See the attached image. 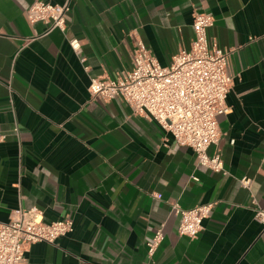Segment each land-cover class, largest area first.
<instances>
[{"label":"crops","instance_id":"1","mask_svg":"<svg viewBox=\"0 0 264 264\" xmlns=\"http://www.w3.org/2000/svg\"><path fill=\"white\" fill-rule=\"evenodd\" d=\"M33 1L0 0V222L36 206L73 230L28 245L20 264H264V0H69L65 32L30 22ZM195 12L213 16L209 41L229 52V109L208 148L224 172L120 98L88 91L90 77L130 69L139 40L169 65L192 42ZM204 203L202 231L179 235L173 205Z\"/></svg>","mask_w":264,"mask_h":264},{"label":"built area","instance_id":"2","mask_svg":"<svg viewBox=\"0 0 264 264\" xmlns=\"http://www.w3.org/2000/svg\"><path fill=\"white\" fill-rule=\"evenodd\" d=\"M68 11L69 0L63 4L34 0L26 17L30 22L47 23L46 32L54 29L65 32ZM213 23L210 14L195 12L190 46L181 48L166 66L159 64L142 41H137L130 69L113 78L90 77L88 91L105 100L120 98L134 114L157 121L176 144L191 148L198 165L213 172H224L221 153L216 151L210 155L208 148L218 144L221 137L217 116L228 112L226 97L232 75L228 71L229 52L209 41L208 28ZM68 43L74 52L79 51L77 38L69 39ZM80 61L83 63L85 59L81 57ZM262 144L264 147V138ZM241 183L248 187L250 180L244 179ZM213 206V203H204L183 209L174 204L179 216L178 234L196 238ZM255 219L264 224L263 209H255ZM162 227L156 228L147 242L149 257L162 240ZM72 230L73 222L69 219L45 221L38 207H18L11 212L8 221L0 222V264H20L28 245L53 244Z\"/></svg>","mask_w":264,"mask_h":264}]
</instances>
